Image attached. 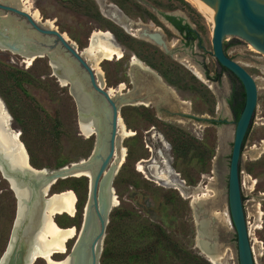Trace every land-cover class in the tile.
<instances>
[{
	"label": "rangeland",
	"instance_id": "obj_1",
	"mask_svg": "<svg viewBox=\"0 0 264 264\" xmlns=\"http://www.w3.org/2000/svg\"><path fill=\"white\" fill-rule=\"evenodd\" d=\"M30 1L43 20L52 21L81 51L89 46L93 33L101 30L112 34L114 45L117 46L115 37L118 43L135 52V45L142 41L135 40L126 29L136 28L142 21L155 26L157 23L151 21L158 10H186L203 26L209 70L216 68L212 24L187 0ZM228 53L253 75L258 86V106L242 152L241 185L256 263L264 264V53L244 39L238 40ZM155 58L172 63L169 67L155 63L154 68L161 75L162 72L168 74L169 78L163 75L171 79L167 80L168 84L187 102L178 101L169 109L209 118L222 116L227 119L222 124L228 127L219 128L221 124L216 125L211 119L202 121L189 116L160 114L155 108L143 105L121 107L120 116L134 134L121 140L126 148V159L112 182L119 203H115L109 213L100 262L215 264L197 244L192 204L195 201L196 207H204V215L215 226L221 252L216 264H239L237 237L227 200V170L236 126L229 106L224 103L228 87L199 80L188 66L172 60L161 50H156ZM100 67L104 82L107 81L105 86L115 87L120 81H128L123 74V61L105 59ZM0 100L3 123L9 118L11 129L25 145L34 167L58 169L86 159L92 153L96 137L81 133L75 99L69 86H64L52 74L48 58L38 57L29 65L21 54L0 48ZM227 110L228 116L225 115ZM151 165L155 166L157 177L148 171ZM208 186L213 190H208ZM65 189L77 194V213L54 218L63 227L79 229L88 199V178L60 179L52 186L50 194ZM16 211L14 191L0 171V258L9 243ZM75 241L71 239L67 243L69 252ZM66 256L55 254L53 258L63 260ZM33 264H46V260L40 258Z\"/></svg>",
	"mask_w": 264,
	"mask_h": 264
},
{
	"label": "water",
	"instance_id": "obj_2",
	"mask_svg": "<svg viewBox=\"0 0 264 264\" xmlns=\"http://www.w3.org/2000/svg\"><path fill=\"white\" fill-rule=\"evenodd\" d=\"M193 1L214 24L212 43L215 57L239 78L245 90V104L236 121L232 137L233 144L227 170V200L230 218L237 237L238 262L239 264H257L244 207L241 161L244 143L251 130L258 106V86L253 75L241 63L225 53L224 39L227 36L239 37L264 53V0ZM46 21H37L31 12L21 9L8 0H0V48L22 55L36 53L37 58H48L52 74L64 86H69L70 93L75 99L79 127L81 119L88 120L91 117L96 119L92 125L95 129L90 135L96 137V143L85 162L80 160L58 169H45L43 174L10 168L0 157V171L3 177L9 181L17 199L15 222L7 248L0 258V264H33L35 262L33 253L29 251L30 239L25 240L22 235L29 223L30 215L24 216L23 222L17 224L20 196L13 187L11 179L19 189H29L30 196L24 202V205L28 207L35 198H40L41 194L44 195L46 189L45 195L47 196L58 180L72 177V171L83 165L91 172L90 176L82 175L89 181L85 212L87 218L70 256L72 264H101L100 258L109 222V213L116 206L113 201V195L116 193L112 182L117 171L113 161L119 144L120 110L127 102L120 99L123 96H113L105 85L99 83L94 67L84 57L82 51L71 39H67L63 31L57 27L47 26ZM59 54H63L65 61L71 62L76 67L72 73H64L62 68L65 67L60 63L62 60L58 56ZM75 69L83 75L77 76ZM94 98L102 102L108 112L106 113V136L103 139L98 138L101 130L97 116L94 115L96 111ZM191 116L202 121L211 119L195 114H191ZM4 127L8 130L11 129L9 118L5 121ZM225 127L228 126L226 124L219 125V128ZM92 224L94 232L89 234ZM38 229L39 225H33V233L31 232L30 236L32 237ZM26 235L28 234L25 233Z\"/></svg>",
	"mask_w": 264,
	"mask_h": 264
},
{
	"label": "bare ground",
	"instance_id": "obj_3",
	"mask_svg": "<svg viewBox=\"0 0 264 264\" xmlns=\"http://www.w3.org/2000/svg\"><path fill=\"white\" fill-rule=\"evenodd\" d=\"M8 1L11 3H14L15 5L19 6L21 9L27 12H31V14L35 17L37 21H40V22L44 21L42 19L41 13L39 12L37 8L33 7L30 0H8ZM187 1L191 3L194 7H196L198 11H200L203 15H205V13L199 8V6L193 0H187ZM207 19L210 20L208 17ZM45 24L47 26L54 27L53 22L50 20H47ZM211 24L213 28L214 24L212 22ZM65 36L67 37V39H70L66 33H65ZM90 40L91 42L89 46L82 49V54L94 67L97 73V78H98L99 83H101L102 85H105L107 81L106 83L104 82L106 79L104 80L103 70L100 67V63L105 59L111 60L115 58L116 56L117 58H122L124 53L119 47H117L116 45L112 43L111 41L112 34H110L109 32H103L101 30L95 31ZM162 41H163L162 43H164L163 45H165L163 46L165 49V47H168V46H166L164 40ZM74 44L77 47H79L75 42ZM168 48L170 49V47ZM22 56L26 59L29 65L32 64V62L37 58L36 53H28ZM58 56L62 60L60 61L61 65L65 67V68H62L64 73L65 74L72 73L74 68L76 67H74L71 64V62L65 61L63 54L61 55L59 54ZM142 71L147 72V74L149 73L150 75L157 76L154 70H152L150 67L142 63L140 60H138L134 56L133 61H132V68H131V74L133 76V79L139 80L140 74ZM195 71L200 75V77H203V75L201 76V73H200L201 71H199L198 69H196ZM75 74L77 76L79 75L80 77L83 75L79 70H76V69H75ZM123 88H124V84H121L118 87V89H114L111 87L109 91L111 92L113 96H123V97H120V99L125 100L127 103L131 101L130 103H135V104H139V103L148 104L149 101L148 102L142 101V99L138 97L137 98L134 97L136 96V93H137L136 91L134 92L132 91L129 94H123L122 93ZM169 96H171V94ZM80 99L83 101L81 96H80ZM94 103H95V109H96L94 115L97 116V121L99 122L100 130H101L98 138L103 139L106 136L105 134V131L107 128L106 113L108 112H107L106 107H104L102 102H100L98 99L94 98ZM1 104L2 103L0 100V105ZM4 108L5 107L3 105V109ZM228 111L229 110H227V112ZM1 116L2 115L0 114V121H1L0 122V157L1 159L5 163H7V165L10 168H13V169L19 168L22 171H29L30 173L34 172L37 174H43L44 171H46L45 170L46 168L38 169L32 165L29 153L25 145L21 141L20 137L17 135V132L13 131L12 129H9V130L6 129L3 123L4 118L3 116L2 117ZM95 120L96 119L94 117H91L88 120L86 119L80 120V131L86 137H89L91 133L94 131L95 128L92 127V125ZM133 134H134V131L127 128L125 122L120 117L119 135H118L119 144L117 146L114 161H113V164L116 166L117 169L125 161L126 153H127L126 148L121 145V140ZM221 134L225 136L226 132L222 130ZM81 161L85 162V159ZM148 171L150 172L152 176H156V177L158 176L155 166L151 165L150 167H148ZM90 174H91L90 169L86 168L84 165L80 168L73 170L71 173L72 176H82V175L90 176ZM11 182L16 192L20 196L19 218H18L17 224H20L21 222H23L24 216L26 217L27 214L30 215L29 223L26 225V228L23 231L22 235L25 240L30 239V244H29L30 250L29 251L33 253V259H35L36 261L40 258H43L46 260V264H72V259L70 256L71 251L69 252L67 243L71 239L77 240L83 228V225L86 223L87 217H85V212L87 210V201H86V204L83 210V222L81 224V227L79 229H77L74 226L63 227L55 220L54 217L57 215H64V214L75 216V214L77 213V204H78V196L75 193V191L71 189H65L63 191L49 194L46 196L45 195L47 192V189H46L44 191V195L41 194L40 198L38 197L35 198L30 204V206L26 207V205H24V202H26V200L30 196V192L28 191L29 189H24V190L19 189L16 186V183L14 182V180L11 179ZM207 189L213 190L210 186H208ZM215 193H217L216 190H215ZM205 198H207L206 195H205ZM113 201L117 204L119 203L116 195H113ZM193 204H194L193 207L195 210V220H196V227H197V232H198L197 241H198L199 247L201 248L203 253L206 255V257L211 262L216 264L218 263V260L221 258V252L219 250V244L217 241L215 226H213L212 220L208 217L206 218V216L204 215L205 213H203L202 211L204 207H200V206L196 207L195 204H198V203H196L195 201L193 202ZM33 225L34 226L39 225V229L36 232H34L32 236L33 238H32L30 236L31 235L30 233L32 232ZM89 232H90L89 234H92L94 232L93 224ZM25 233H27L28 235L25 236ZM55 254H67V256L63 260H56L53 258Z\"/></svg>",
	"mask_w": 264,
	"mask_h": 264
},
{
	"label": "flooded vegetation",
	"instance_id": "obj_4",
	"mask_svg": "<svg viewBox=\"0 0 264 264\" xmlns=\"http://www.w3.org/2000/svg\"><path fill=\"white\" fill-rule=\"evenodd\" d=\"M198 13L200 12L198 11ZM151 22L161 24L162 26L157 24L153 26L149 22L147 23L143 21L139 24L137 21H135L134 23L139 24V26H137L136 28H130V30L126 29V32L132 37H134L135 40L142 41L141 44L135 45V49L137 51H135L136 53L133 50H130L126 45L118 43L117 39L113 35L114 41L116 42L117 46L123 51L124 55L122 56V58H117L116 56L111 60H106L112 61L115 59L116 61H123V74H125L128 81H120L116 84L115 87L108 85H106L105 87L107 89H110L111 87L114 89H118L121 84H124L122 92L123 94H129L132 91H136L137 93L134 97H138L142 99V101H149L148 104H135L130 103L131 101H129V103H126L123 106L143 105L145 107L155 108L156 112L158 113L163 112L169 113L170 116L183 115L193 118L189 113L176 112L169 109L171 105L175 104L178 101H181V103L183 104L187 102L183 99H180L176 90L170 84H168L167 80H171L168 79V74L162 72L163 75L168 77L167 79H165L164 76L159 74L154 68L157 67V65L163 67H169L170 65L172 66V63L167 60L156 61V50H161L164 54H166L167 57L172 58V60L188 66L193 75L199 80L203 82H205L206 80L209 82H213L215 86L219 84H222L223 86L227 85L229 94L224 103L226 104V106H229L230 112L232 113L234 119L237 121V116L234 111V108L238 105L240 101L245 99V96H243V92H245L244 87L239 78L217 60L214 55L213 48L212 53L215 58L216 68L214 69V71L209 70V61L206 55L207 46L203 33V26L198 21L193 20L189 12L177 8H173L171 11L158 10L157 15L153 17V21ZM172 35H174L175 37ZM162 40H164L166 46L170 47V49L168 47H165L164 49L163 46L165 45H163L164 43H162ZM238 40H241V38L236 36H227L224 39V51L228 56V49L230 47H233ZM134 56L142 63L150 67L152 70H154L157 76H153L149 73L147 74V72L145 71H142L139 80L133 79V76L131 74V68ZM155 63H157V65ZM167 69L168 68H166V71ZM196 69L201 71L200 73L201 76L203 75V77H200V75L195 71ZM169 93L171 94V96H169ZM225 115L228 116L229 113H225ZM224 121H227V119L223 118L222 116L219 119L211 118V122L215 123L216 125L222 124V122Z\"/></svg>",
	"mask_w": 264,
	"mask_h": 264
},
{
	"label": "trees",
	"instance_id": "obj_5",
	"mask_svg": "<svg viewBox=\"0 0 264 264\" xmlns=\"http://www.w3.org/2000/svg\"><path fill=\"white\" fill-rule=\"evenodd\" d=\"M243 96H245V92H243ZM244 104H245V99H243L242 101H240L238 103V105L234 108V111L236 113L237 119L240 117V114H241V112L243 110Z\"/></svg>",
	"mask_w": 264,
	"mask_h": 264
},
{
	"label": "built area",
	"instance_id": "obj_6",
	"mask_svg": "<svg viewBox=\"0 0 264 264\" xmlns=\"http://www.w3.org/2000/svg\"><path fill=\"white\" fill-rule=\"evenodd\" d=\"M248 222V221H247Z\"/></svg>",
	"mask_w": 264,
	"mask_h": 264
}]
</instances>
